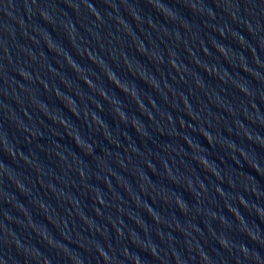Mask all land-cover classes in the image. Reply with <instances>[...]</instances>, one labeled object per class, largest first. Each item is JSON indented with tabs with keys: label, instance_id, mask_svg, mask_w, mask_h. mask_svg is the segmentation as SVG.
I'll list each match as a JSON object with an SVG mask.
<instances>
[{
	"label": "water",
	"instance_id": "obj_1",
	"mask_svg": "<svg viewBox=\"0 0 264 264\" xmlns=\"http://www.w3.org/2000/svg\"><path fill=\"white\" fill-rule=\"evenodd\" d=\"M0 264H264V0H0Z\"/></svg>",
	"mask_w": 264,
	"mask_h": 264
}]
</instances>
